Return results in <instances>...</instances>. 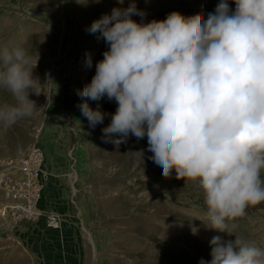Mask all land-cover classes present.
<instances>
[{"label":"clouds","instance_id":"clouds-1","mask_svg":"<svg viewBox=\"0 0 264 264\" xmlns=\"http://www.w3.org/2000/svg\"><path fill=\"white\" fill-rule=\"evenodd\" d=\"M233 3L230 9L218 0L203 19L172 10L146 22L134 3L114 6L86 28L107 47L76 92L114 100L110 114L84 99L77 107L89 127L109 115L101 128L105 142L146 137L153 170L162 177L174 172L193 187L206 228L234 234L212 236L211 259L198 264H264V246L227 230L264 203V0ZM37 59L22 45L0 47V91L12 97L0 103V127L37 109L29 98L40 84L33 76ZM137 154L142 163L143 150Z\"/></svg>","mask_w":264,"mask_h":264},{"label":"rangeland","instance_id":"rangeland-1","mask_svg":"<svg viewBox=\"0 0 264 264\" xmlns=\"http://www.w3.org/2000/svg\"><path fill=\"white\" fill-rule=\"evenodd\" d=\"M227 2L234 8L233 0ZM129 3L144 12L146 22L172 10L203 19L218 0H0V47L22 45L33 59L38 55L33 76L40 82L38 93L29 92L35 112L0 127V161L39 145L57 170L50 190L54 196L46 195L39 207L62 218L60 232L38 222L40 232L30 234L33 244H26L25 236L0 217V264H198L200 258L211 259L212 236L234 239V234L205 227L199 219L201 202L183 178L153 170L146 137L129 134L118 145L105 142L101 128L109 115L89 127L77 107L87 98L76 92L91 79L107 47L100 33H89L87 26ZM132 19L141 17L133 14ZM11 102L10 94L0 91V103ZM87 103L109 114L116 108L106 97ZM246 212L227 230L264 246V203Z\"/></svg>","mask_w":264,"mask_h":264},{"label":"built area","instance_id":"built-area-1","mask_svg":"<svg viewBox=\"0 0 264 264\" xmlns=\"http://www.w3.org/2000/svg\"><path fill=\"white\" fill-rule=\"evenodd\" d=\"M45 160L44 150L35 145L25 155L0 161L1 218L13 223L34 222L41 218L50 229H60L61 215L39 207L48 179Z\"/></svg>","mask_w":264,"mask_h":264},{"label":"crops","instance_id":"crops-1","mask_svg":"<svg viewBox=\"0 0 264 264\" xmlns=\"http://www.w3.org/2000/svg\"><path fill=\"white\" fill-rule=\"evenodd\" d=\"M45 165H46V169L48 167V169H47V171H48V179L46 181V184H45V187H44V190H43V194H42L41 200L46 195H48V197H50V198L54 196L53 193H50L51 192L50 190H51L52 183H54V179L52 178V176H53V174L57 173L56 172L57 170L51 165V163L48 161L47 157H46V160H45ZM42 209H45V208H42ZM41 220L42 219L40 218L38 221H34V222L13 223V222L8 221V223L13 226V229H15L16 231H18V233H19V235L21 237H22V235L25 236V242H26V244H29L30 242L33 244L32 240H31V236H29V235L30 234L31 235H37L38 234V232H37V230H39V223L38 222H40ZM61 230H62V223H61L60 229L59 230H55V232L56 231L57 232L58 231L60 232ZM39 232H40V230H39ZM40 237H41V234H39V237L37 236L35 242H39ZM42 240L44 241V238Z\"/></svg>","mask_w":264,"mask_h":264}]
</instances>
